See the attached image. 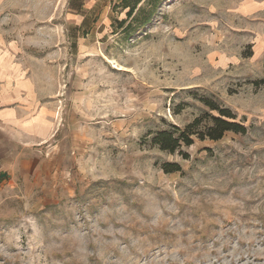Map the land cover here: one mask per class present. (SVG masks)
<instances>
[{
  "label": "rangeland",
  "instance_id": "1",
  "mask_svg": "<svg viewBox=\"0 0 264 264\" xmlns=\"http://www.w3.org/2000/svg\"><path fill=\"white\" fill-rule=\"evenodd\" d=\"M1 63L54 131L0 191V264H264V0H0ZM190 90L247 130L183 160L143 138L198 113Z\"/></svg>",
  "mask_w": 264,
  "mask_h": 264
},
{
  "label": "crops",
  "instance_id": "2",
  "mask_svg": "<svg viewBox=\"0 0 264 264\" xmlns=\"http://www.w3.org/2000/svg\"><path fill=\"white\" fill-rule=\"evenodd\" d=\"M18 74L17 67L0 64V172L6 173L0 191L18 178L36 183L47 161L41 164L36 152L46 149L54 131L49 104L37 99L34 82Z\"/></svg>",
  "mask_w": 264,
  "mask_h": 264
},
{
  "label": "trees",
  "instance_id": "3",
  "mask_svg": "<svg viewBox=\"0 0 264 264\" xmlns=\"http://www.w3.org/2000/svg\"><path fill=\"white\" fill-rule=\"evenodd\" d=\"M157 3L156 1L155 4ZM132 9L133 6L129 7L127 13H131ZM145 20L140 21L144 22ZM250 82L255 87L264 88V71L261 77ZM188 93L201 104L202 108L182 126L162 119V126L147 129L143 139L149 147L187 160L190 155L186 149L196 139L201 141L205 139L219 140L227 131L241 134L246 132L247 127L237 120L236 114L222 101L212 95L199 94L196 90H190ZM185 104L177 103L172 108V113L181 112ZM160 168L164 173L183 172L182 165L177 160H164Z\"/></svg>",
  "mask_w": 264,
  "mask_h": 264
},
{
  "label": "water",
  "instance_id": "4",
  "mask_svg": "<svg viewBox=\"0 0 264 264\" xmlns=\"http://www.w3.org/2000/svg\"><path fill=\"white\" fill-rule=\"evenodd\" d=\"M5 175H6L5 172H0V177H3V176H5Z\"/></svg>",
  "mask_w": 264,
  "mask_h": 264
}]
</instances>
